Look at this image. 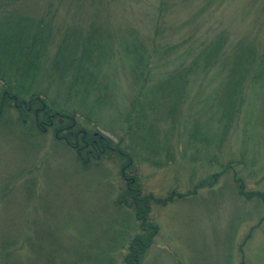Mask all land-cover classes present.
Here are the masks:
<instances>
[{
	"label": "rangeland",
	"instance_id": "obj_1",
	"mask_svg": "<svg viewBox=\"0 0 264 264\" xmlns=\"http://www.w3.org/2000/svg\"><path fill=\"white\" fill-rule=\"evenodd\" d=\"M18 3L33 18L54 5L47 64L68 28L104 33L95 89L73 103L128 153L144 196L175 197L152 207L159 234L141 264H264V0ZM3 113L0 264L12 245L8 264H124L138 228L117 206L121 162L85 167Z\"/></svg>",
	"mask_w": 264,
	"mask_h": 264
},
{
	"label": "trees",
	"instance_id": "obj_2",
	"mask_svg": "<svg viewBox=\"0 0 264 264\" xmlns=\"http://www.w3.org/2000/svg\"><path fill=\"white\" fill-rule=\"evenodd\" d=\"M18 1L0 0V117L4 111L15 110L21 125L26 127L31 123L34 131L42 135L51 131L55 141L73 151L85 167L92 160L121 162L122 176L128 184L119 195L117 206L134 213L138 228L124 264H141L159 234L158 226L151 220L152 207L154 204L166 206L175 197L157 201L153 196H144L137 178L128 177L133 165L128 153L122 146L89 132L84 127L90 120L83 116V106L73 103L74 99H83L95 89V64L90 59L104 33L91 26L84 39L81 30L68 28L55 57L47 64L49 50L55 46L54 5L42 17L33 18L24 7L20 8ZM203 186L197 190L213 185L205 182ZM11 247L3 246L1 259L5 264L16 248Z\"/></svg>",
	"mask_w": 264,
	"mask_h": 264
}]
</instances>
